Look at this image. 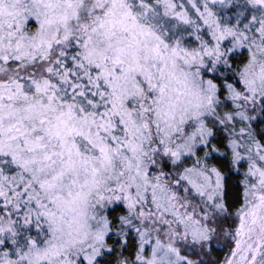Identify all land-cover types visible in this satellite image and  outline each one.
Wrapping results in <instances>:
<instances>
[{
    "label": "snow or ice",
    "instance_id": "6c2138e0",
    "mask_svg": "<svg viewBox=\"0 0 264 264\" xmlns=\"http://www.w3.org/2000/svg\"><path fill=\"white\" fill-rule=\"evenodd\" d=\"M0 264H264V0H0Z\"/></svg>",
    "mask_w": 264,
    "mask_h": 264
}]
</instances>
